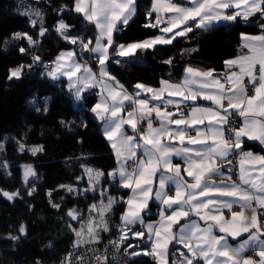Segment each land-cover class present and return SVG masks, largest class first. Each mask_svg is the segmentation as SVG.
Returning a JSON list of instances; mask_svg holds the SVG:
<instances>
[{
  "label": "snow or ice",
  "instance_id": "6c2138e0",
  "mask_svg": "<svg viewBox=\"0 0 264 264\" xmlns=\"http://www.w3.org/2000/svg\"><path fill=\"white\" fill-rule=\"evenodd\" d=\"M66 10H74L88 24L94 25L95 39L68 36L66 33L71 26L63 19L58 21L57 35L79 45L81 54L87 52L95 58L100 66L99 72H93L86 63L81 64L73 50L59 54L54 61L56 68L49 75L52 79L66 76L75 89L77 100L88 89H100V100L91 111L102 121L104 136L111 142L119 163L117 171L109 176L118 175L121 187L132 193L125 202L128 207L120 217L121 242L129 238V233L136 237L147 235L152 250L144 251L143 255L157 258V264H177V261L167 259L168 246L173 243L187 249L186 253L180 252L179 264H264V228H261L264 223V155L242 151L244 137L264 145V24L260 25V35L242 34V48L247 52L225 61L228 71L223 78L214 76V70L200 71L188 67L185 79L179 84L162 80V87L153 89L137 83L134 87L140 91L130 93L108 70L113 54L130 59L137 49L170 45L177 37H186L197 29L208 30L214 24L237 23L239 19L248 22L257 14L264 19V0H182L181 3L152 0L147 15L155 14L156 22L145 27L159 28L165 35L127 46L117 45L114 33L121 31L122 26L128 25L135 17L137 0H74V9L64 6L58 12ZM31 14L41 22L39 36L43 37L48 29L42 26L41 12L33 10ZM38 20H31L33 27ZM161 24L164 27H160ZM13 39H26L29 48L39 43L28 33H14ZM19 51L23 55L28 49L21 47ZM40 59L39 56L33 57L34 62ZM115 62L121 63L120 60ZM163 62L171 64L172 60ZM25 67L31 68L32 65L10 69L8 79H21ZM165 91L169 97L192 101V104L185 105L188 111H184L179 102L164 99ZM142 93L150 96L137 98ZM198 98L210 101L215 107L194 106ZM152 101L159 103L153 104ZM173 105L177 112L168 110ZM237 116L241 118L238 127L234 126ZM205 120L207 125L204 128L197 127L204 125ZM128 128L132 135L128 134ZM20 149L23 151L24 145L21 144ZM42 150L41 147L31 149L34 155ZM234 150H241L238 153L241 157L239 182L231 176L226 177L232 180L230 185L210 182L213 177H224L223 169L216 166L217 162L230 165ZM173 158L182 163L174 162ZM246 163L250 167H245ZM86 173L90 189L85 191H95V183H99L103 173L92 169H86ZM185 174L189 179H185ZM32 175L35 173L31 166H26L25 181ZM154 182L158 183L155 189ZM169 185L174 188L169 189ZM67 190L73 191L71 187ZM2 194L9 200L19 196L18 192ZM151 198L162 205L157 225H145L142 215ZM115 203L114 198L108 197L107 203L90 206L89 212H95L97 218L90 219L86 229L82 227L76 231L79 238L77 248L84 243H98L97 229L109 231L106 217ZM52 206L59 208L57 204ZM67 215L72 220L80 219L76 209L69 210ZM136 225L145 227L146 232L133 231ZM20 232L25 233L23 225ZM229 238L236 243L231 244ZM157 249H160L159 253ZM89 251L95 252L94 249ZM249 251L259 259L246 256ZM78 259L84 264L83 257ZM95 259L96 264H104L100 256ZM66 264H71L70 258H66Z\"/></svg>",
  "mask_w": 264,
  "mask_h": 264
},
{
  "label": "trees",
  "instance_id": "16d2710c",
  "mask_svg": "<svg viewBox=\"0 0 264 264\" xmlns=\"http://www.w3.org/2000/svg\"><path fill=\"white\" fill-rule=\"evenodd\" d=\"M151 2L137 0L135 17L114 33L117 45L158 33L157 28L145 27ZM73 5L74 0H0V264L56 261L76 245V230L82 229L90 206L99 207L112 197L116 203L107 213L109 231L99 230L98 243L104 242L119 221L127 195V190L109 176L116 164L115 157L91 111L96 101L94 91H85L80 100H75L63 80L51 81L46 74L45 62L52 64L62 50H75L80 61L92 62L87 52L80 53L79 45L65 41L55 31L58 21L63 19L71 26L68 36L95 39L94 25L80 14L74 10L58 12L64 6L74 9ZM33 10L41 12L42 26L48 29L43 37L39 36L41 22L31 14ZM33 19L38 20L35 27L31 24ZM261 24L264 19L257 14L248 22L239 19L237 23L213 25L203 30L200 38H197L199 31L194 30L179 37L175 44L146 50L140 62L134 56L129 59L113 54L108 70L128 91L137 83L156 87L161 80L177 81L189 61L221 70L224 62L237 54L234 43L240 34L260 32ZM14 33H28L39 43L29 48L26 39L14 40ZM192 40H197V48L181 57L184 43ZM21 47L28 52L22 55ZM34 56H39L40 61L34 62ZM169 59L171 64L163 62ZM117 60L121 63H116ZM20 65L32 67L24 68L21 79L9 80V70ZM245 146L258 149L256 144ZM37 147L43 150L34 155L31 149ZM26 166H31L35 173L27 181ZM86 169L103 173L99 183L93 181L95 191H85L90 189ZM69 187L72 192L67 190ZM3 192H18L19 196L9 200ZM71 209L78 211L79 220L67 215ZM21 225L24 234L20 232ZM173 252L171 249V259ZM130 264H155V261L140 254Z\"/></svg>",
  "mask_w": 264,
  "mask_h": 264
},
{
  "label": "crops",
  "instance_id": "0c3cea01",
  "mask_svg": "<svg viewBox=\"0 0 264 264\" xmlns=\"http://www.w3.org/2000/svg\"><path fill=\"white\" fill-rule=\"evenodd\" d=\"M174 2H176V3H181L182 0H174ZM73 7H74V5H73ZM151 7H152V2H151L150 9H151ZM150 9H149V10H150ZM163 15L166 16V15H169V14H163ZM150 22L153 23V24L156 22L155 14H153L151 17H149V16L147 15V24L150 23ZM214 25H216V24H214ZM160 27H164V25L161 24ZM157 29H158V33H157L155 36H162V35H165L164 33H161V32L159 31V28H157ZM197 30L199 31V33L197 34V38H200L201 32H202L203 30H202V29H197ZM95 31H96V29H95ZM242 34H244V35H260V34H262V30H261L260 32H256V33H242ZM242 34H240V36L236 39V41H235V43H234L235 47H236L237 50H238L237 54L234 55L233 57L227 59V60L235 59V58H237L241 53L247 52V49L242 48V43H243V41H242ZM169 35H171V34H169ZM155 36H153V37H149V38H145V39H142V40H140V41H135V42L127 43V44H122V45H129V44H132V43L143 42V41H145V40L152 39V38H154ZM178 38H179V37H177V38L173 41L172 44H175ZM119 45H121V44H119ZM161 45H164V44H158V45H155L154 47H156V46H161ZM197 45H198L197 40H192V41H190V42H186V43H184V45H183V47H182V51H181V57H185V56H187L188 54H190V53L192 52L193 49H196V48H197ZM150 49H153V48H149V49H147V50H150ZM67 51H73V50H72V49H71V50L68 49V50H62V51H60V52L55 56V58H54V60H53V62H52V66H51V68H50V71H52L53 69L56 68V63H54V61H56V58L59 56V54H60L61 52H67ZM145 51H146L145 49H137V50H136V53H135L134 56L141 58V57L143 56V54H144ZM88 54H89V53H88ZM88 58H89L90 61H92L93 63H94V62L96 63V65H97V70H96V71H95V68H92L87 62H85V61H80V60H79V62H80L81 64H85V63H86L89 67H91V69L93 70V72H95V73L98 74V72H99V67H100V66H99L97 60H96L95 58L91 57L90 55H89ZM227 60H226V61H227ZM59 63L63 64L64 61H60ZM188 67H191L192 69L200 70V71L214 70V71H213V75H214V76H220V77H222V78H223L225 72L228 71L227 68H226L225 62H224V66H223V68H222L221 70H215V69H213L211 66L206 65V64H204V63H200V62H190V61H189V62H187V63L185 64V66L183 67V69H182V73H181V75H180V77H179V79H178L177 81H171V80H163V81H168V82H170V83H172V84H179V83H181V81L184 80L185 77H186V75H187L186 72H185V69L188 68ZM50 71H49V72H50ZM56 74L59 75L58 72H57ZM49 77H50L49 79H50L51 81H54V82H55V81H58V80H59V81H60V80H63L64 83H65V87H66L68 90L71 91L72 96L74 97L75 100H77L76 97H75V95H74L75 89L71 87L70 81L67 79L66 76H59L58 79H52L51 75H50ZM161 81H162V80H161ZM161 81H160V83L158 84V86H156V87H152V86H148V85H145V86L151 87V88H153V89H160V88L162 87V85H161ZM143 85H144V84H143ZM89 90H93L94 93H95V95H96V101H95V103L93 104V106H94V105H95L97 102H99V100H100V89H99V87H97V88H93V89H88V90H86V91H89ZM225 90L227 91V85H226V89H225ZM138 91H140V90H139V89H136V88L134 87V88H133L131 91H129V92L131 93V92H138ZM82 94H83V93H82ZM82 94H81V95H82ZM144 96H150V94H143V93H142V96H141V97H138V98H143ZM164 99H172V100H174V101H177V102H179V103L181 104V107H185V105H188V104H192V103H193L192 101H183V100H181L180 97H176V96L169 97V96L167 95V91H165V93H164ZM152 103H153V104H157V103H159V101H152ZM93 106H92V107H93ZM194 106H197V107H208V108H214V107H215L214 105H212V103H211L210 101L203 100V99H199V98H198L197 101L195 102ZM129 110H130V109H129ZM168 110H169V111H172V112H177V108H176L174 105H173V106H169V109H168ZM187 111H188V109H187ZM92 113H93V112H92ZM93 115H94V117L97 119V117L95 116L94 113H93ZM154 115H155V114H154ZM97 121H98L99 124H100V128H101L102 134H103V136H104L103 123H102V121H100L99 119H97ZM157 123H158V122H157ZM240 123H241V118L239 117V126H240ZM206 125H207V120H205V124H204V125H197V127H199V128H204ZM126 127H127V126H126ZM171 127L175 128L176 126H175V125H172ZM181 127H184V126L182 125ZM142 130H143V129H142ZM127 131H128V134H129V135H132V132H131V129H130V128H128ZM189 131H190V130H189ZM104 138H105V136H104ZM105 139H106V138H105ZM106 141H107V143H108V145H109V147H110V149H111V151H112V153L114 154V157H115V163H116V164H115V167H114V168L111 170V172H110V173H113V172H116V171H117V169H118V167H119V163H118L117 156H116V154H115L113 148L111 147V142L108 141L107 139H106ZM176 143H177V145H178V141H176ZM245 144H256V145L258 146V149H254V148H252V147L245 146ZM242 146H243L244 149H245L244 152H251V153H253L254 155H264V145H260L259 141L248 140L247 137H244V138H243V144H242ZM173 159H174V162L182 163V161H179V160H177L176 158H173ZM240 160H241V157H240L239 160H238V165H237V168H236V171H235V172H236V178H234V179L237 180V183L239 182V181H238V176H239V170H240ZM216 166H217L218 168H222V169H223V171H224V177H213V178H211L210 182H212V183H214V184H216V185H230V184L232 183V180H229V179H227L226 177H228V176H231V177H232V174H233V173H232V172H233V167L231 166V164L229 165V164H227V163H225V162L218 161ZM129 167H131V161L129 162ZM245 167H250V165H248V164L246 163V164H245ZM257 167H259V165H257ZM229 168H231L232 170L229 171ZM111 177H112V176H111ZM114 178H115V180L117 181V184H118V186H119L121 189H125V190H127V195H126V197H125V199H124L123 209H122V212H121V214H120V217H121V215L125 212L126 208L128 207V205H127L125 202L129 199V197L131 196L132 193H131V190H130V189H127V188H123V187H121V185H120V179H119V176H118V175L115 176ZM185 179H189V178L187 177L186 174H185ZM153 187H154V189H155L156 187H158V183H155V182H154ZM168 188H169V189H172V188H174V186H173V185H169ZM172 194H174V192H172ZM148 203H149V207H148V208L144 211V213L142 214V215H143V219H144V223H145V225H147V224L157 225V224L160 222V211H161L162 205L160 204L159 201L155 200L154 198L149 199V202H148ZM151 207H152V208H151ZM234 210L239 211V208H235ZM225 211H226V210H225ZM148 215H152L153 217H146V216H148ZM193 218H194V219H198L197 217H193ZM229 218H230V216H229ZM119 222L121 223V219H120V218H119ZM200 223L203 224V222H200ZM261 228H264V223H261ZM133 231L146 232V229H145V227H143V226H141V225H136L135 228L133 229ZM128 236H129V238L127 239L128 242L131 243V244H137V246H138V248H139V250H138L139 253L143 254L144 251H151V250H152V248H151V243L148 241V239H147V235H145V237H136V236H133L131 233H129ZM152 239L154 240V239H155V236H153ZM229 242H230L231 244H233V245L236 243V241H232L231 238H229ZM168 248H169V255H168L167 259H168L169 261H173V260H175V261H177V264H179L180 252H185V253H186V252H187V249H185L182 245H179V244H176V243L170 244V245L168 246ZM171 249L174 250V252H173V253H174V257H173V259L170 258V250H171ZM159 251H160V249H157V253H159ZM249 252L253 254V258H254V259H256V260L259 259V257L256 256L254 252H252V251H249ZM153 258H154V257H153ZM154 261H155V264H157V258H154Z\"/></svg>",
  "mask_w": 264,
  "mask_h": 264
},
{
  "label": "built area",
  "instance_id": "2783aa9c",
  "mask_svg": "<svg viewBox=\"0 0 264 264\" xmlns=\"http://www.w3.org/2000/svg\"><path fill=\"white\" fill-rule=\"evenodd\" d=\"M51 62H45V68L51 66ZM184 111H187L186 107H181ZM154 116V114H153ZM154 123H157L154 121ZM234 126H239V117L235 118ZM146 127V122H145ZM191 131V130H190ZM241 150H234L231 156V166L233 167L232 177L236 178V168L238 165V160L240 155L238 154ZM242 151H245L242 146ZM121 223L118 221L114 223L112 235L102 243L93 244H82L79 248L76 246L71 247L65 254L61 255L56 261L52 263H45L38 260L36 264H66V258H70L71 264H81L79 257H83L84 264H96V256H100L104 260V264H130L132 258L135 255H130L132 252H138L139 248L137 244H131L128 240H123L121 242ZM113 242H117L114 244ZM128 245H133L136 247H128ZM89 249H94L95 252L89 251ZM246 256L253 257V254L247 252ZM148 258L154 259L150 255H146Z\"/></svg>",
  "mask_w": 264,
  "mask_h": 264
},
{
  "label": "rangeland",
  "instance_id": "374dc122",
  "mask_svg": "<svg viewBox=\"0 0 264 264\" xmlns=\"http://www.w3.org/2000/svg\"><path fill=\"white\" fill-rule=\"evenodd\" d=\"M96 33V32H95ZM96 35V34H95ZM125 46H127V45H125ZM71 50V49H70ZM136 53V52H135ZM78 58V57H77ZM134 60H136V61H138V62H140L141 61V58H139V57H136V56H134ZM88 64L92 67V68H95V71L97 70V65H96V63L94 62H88ZM18 67V66H17ZM16 68V67H15ZM50 68H51V66L49 67V68H45V70H46V74H47V77L48 78H50L49 76V71H50ZM14 69V68H13ZM138 98V97H137ZM111 172V171H110ZM119 198H121V197H119ZM92 218H97L96 217V213L95 212H91L89 215H88V218H87V220L84 222L83 221V228H85L86 229V226H87V222L90 220V219H92ZM79 230H81V229H79ZM79 230H76V231H79ZM99 230L100 229H97V231L99 232ZM79 238H77L76 239V241L78 240ZM85 239H87V237H85Z\"/></svg>",
  "mask_w": 264,
  "mask_h": 264
}]
</instances>
